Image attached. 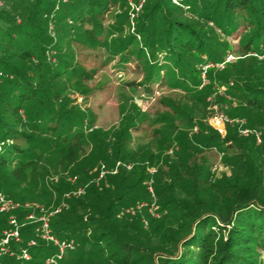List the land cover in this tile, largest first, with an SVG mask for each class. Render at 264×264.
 Masks as SVG:
<instances>
[{
	"label": "trees",
	"instance_id": "trees-1",
	"mask_svg": "<svg viewBox=\"0 0 264 264\" xmlns=\"http://www.w3.org/2000/svg\"><path fill=\"white\" fill-rule=\"evenodd\" d=\"M178 2L147 0L135 17V28L130 29L128 0H60L56 5L54 0H2L0 140L4 142L0 167L15 165L11 181H0V190L26 200L12 195L9 186L22 183L26 169L35 168L43 155H55L58 180L41 191L48 205L65 202L49 223L57 237L73 244L58 264H261L264 83L244 80L232 86L230 77L233 71L242 70L241 59L218 66L231 47L214 34H244L243 53L262 54L264 0ZM111 13L113 21L104 25ZM49 26L59 33L63 47L48 34ZM77 47L92 51L107 47L113 54L106 56H117L120 66L133 56L134 67L142 72L136 82L147 94L152 85L168 84L183 88L187 95L160 101L162 109L146 112L138 121L134 113L125 114L113 131L96 125L87 129L93 120L87 121L86 113L72 104L71 91H64L70 87L84 91L82 84L100 68L84 64L78 52H73ZM48 48L57 53L46 55ZM96 62L103 65L105 60ZM204 63L208 66L202 83L200 66ZM255 70L254 66L248 68L245 76L252 79ZM221 87L225 94L219 92ZM213 90L219 100L231 103L225 108L227 116L240 128L246 127V132L240 133L227 122L222 134L203 120L205 106L200 115L195 114L193 108L206 102ZM232 95L236 96L233 106ZM245 107L258 109L261 115L250 112L241 119L231 114ZM147 118L150 129L139 131L140 122ZM194 125L197 132L191 131ZM214 149L222 150L221 161L231 167L230 173L216 176L212 172L218 156ZM153 165L156 169L150 172L148 167ZM102 166L105 172L97 178ZM152 182L158 204L154 209L176 217L182 228L155 246L139 240L140 229L127 215V208H134L130 212L134 213L151 205L137 188L143 185L147 190ZM79 188L82 191L74 193ZM141 202L147 204L136 209ZM15 213L19 218L24 214L22 210ZM0 214L1 234L9 223L8 213ZM34 225L22 226L21 240L11 243L16 251L28 247L29 257L4 254L3 264H50L46 258L57 248L41 238L30 245ZM160 228V222L150 225L149 221L144 239L155 237ZM70 251L76 256L69 258Z\"/></svg>",
	"mask_w": 264,
	"mask_h": 264
},
{
	"label": "rangeland",
	"instance_id": "rangeland-1",
	"mask_svg": "<svg viewBox=\"0 0 264 264\" xmlns=\"http://www.w3.org/2000/svg\"><path fill=\"white\" fill-rule=\"evenodd\" d=\"M54 2L56 5V3H59L60 0H54ZM146 2L147 0H128L129 4L126 8V10H128L127 18L128 21H130V26L128 28H135V17L139 14L140 10ZM173 2L179 3L178 0H173ZM1 4L2 0H0V5ZM112 13L106 17V19L104 20V25H108V23H111L113 21ZM53 29V27L49 26L48 34L54 37V43L56 42L58 46L63 47V40H60L59 33L56 30L53 31ZM214 35L216 39L220 41H226L230 45L231 48L225 54L226 56L228 54H232V59H241L242 70L233 71V77H230V79H232L233 81L232 86H234V84L236 83L241 85L244 80L248 81L249 83H264V52H262V54L257 51L244 54L241 49L244 34H241L240 36L225 35L222 32L218 31V34ZM137 39L141 40L139 36L137 37ZM53 44H51V46H53ZM94 51L99 52V55L95 56L93 54ZM94 51H92L89 47H77L75 50H73V52H78V57L82 62H84V64L97 65L100 69L92 79L82 84L81 87L84 88V91L82 89H75L72 87L64 91V93H69L71 91L72 93L70 92L69 96L72 99V104L79 110L86 113L87 121H90L91 119L93 120L92 124H88L87 121H85L87 123V129L90 125L94 127L96 125L103 127L104 129L108 130V132L113 131L120 126V118L125 114L134 113L135 121H138L139 119L146 117V112L153 114L157 110L162 109L164 104L160 101L166 100L169 97L176 99L182 93H186L183 88L173 87L165 84V86L162 85L160 87L152 85V92L147 94L142 89V86L138 85V83L136 82L142 77V72L139 71V68L137 69L136 67H134L135 59L133 56H130L129 61L125 65L120 66L117 65L115 61V58H117V56L111 58V55L106 56V54L111 51L107 47H102L99 50H96L94 48ZM56 53L52 48H48L46 50V55L50 57H52ZM110 54L113 53L110 52ZM249 54H252L253 56L256 55V58L251 57V55ZM99 58L105 60L103 65L95 64L97 63L96 61ZM253 66L257 68V70H255L256 75L254 74L252 79H250L245 75L248 73V68ZM174 72L175 75L179 73L178 71ZM212 92L213 94L211 93L206 95V97H208L206 102H198L197 107L193 109L195 111V114L200 115L201 108L205 106L206 114L203 120L207 121L210 125L224 134L226 131L227 122H230L231 125L237 126L236 122H232L233 118L230 119L226 114V106L230 107L231 103L219 100L218 95L214 94V90ZM219 92L225 94L224 88L221 87ZM235 97L234 95L230 97L232 99V106L235 103ZM190 102L192 103L191 99ZM250 112L261 115V112L258 109H250L248 107L239 108L237 111H234L231 114L235 116V118L242 117L241 119H246L248 116L247 114H249ZM148 120L149 119L147 118L143 120V122H140L141 125L138 127L139 131L140 129H143L144 131L150 129V125L147 126ZM260 124L262 127L264 126L262 125V123ZM237 128L240 133H244L242 129H247L246 127L242 128V126L241 128L237 126ZM197 130L198 126L196 125H194L193 129H191V131L193 132H197ZM89 132L90 131H88V133ZM133 133L134 135H136L138 132L133 131ZM257 138L258 140L260 138L262 139V136L258 134ZM90 148L91 147L89 146L88 150ZM224 149L230 151L229 148L225 147ZM214 151L216 150L214 149ZM216 153H218V156L215 162H213L212 172L216 176H220L222 173H230L231 167L228 165H224L221 161L222 150L216 151ZM55 159V155L45 154L42 156V159H40V162L35 166V168L29 166L26 169V179L22 180V183L15 182L16 184H11L9 186V190L12 195L18 196L16 194H19V196L27 198L26 200L35 201L45 207L52 205L44 203V197L42 195L41 187H48V189H50L52 185L51 183H54L58 180V173H56V170L54 169ZM14 165L15 163H10L9 165H6L2 168L0 167L1 182L9 183V181H11L10 175ZM152 167L156 169L154 165ZM147 187V190H145L143 189V185L138 186L137 191H140V196L148 198L145 199L146 201L152 202L151 205H153V208L154 206L158 207L157 196L153 189L154 183L152 182V184ZM150 187L152 190H150ZM1 190L4 191V189ZM182 196L185 197V195ZM148 207H146L147 209L144 208L141 212L140 210H137L134 213H127L128 217H130V221L139 227L142 234V237L139 240L143 244H148L149 246L162 245L169 235L175 234L182 230L176 217L168 215L167 213L161 214L158 211V214H154L148 210ZM0 216H3V214H0ZM149 221L150 225L158 224L160 222L161 228L157 233H155V237L147 240L144 239L143 236L146 234V232H148ZM67 256L70 258L75 257L76 255L73 251H70L68 252ZM263 256L264 255L262 254L258 257V260L261 262V264H264ZM78 264L87 263L84 262Z\"/></svg>",
	"mask_w": 264,
	"mask_h": 264
},
{
	"label": "built area",
	"instance_id": "built-area-1",
	"mask_svg": "<svg viewBox=\"0 0 264 264\" xmlns=\"http://www.w3.org/2000/svg\"><path fill=\"white\" fill-rule=\"evenodd\" d=\"M232 58L233 55L228 54L225 60L217 63V65L222 66L226 60H231ZM207 66L208 63H204L200 66L202 83L206 82ZM242 131L246 132L247 129H242ZM3 142H4L3 140H0V147L3 144ZM118 164L119 161L116 163V167ZM101 168L102 169L97 178L102 176L103 173L105 172L103 166ZM148 170L150 172H153L155 168L148 167ZM113 171H116V169H114ZM150 190H152L151 187ZM81 191L82 189L79 188L77 191H74V193H79ZM68 195L69 193H65V196ZM64 204L65 202L62 200L60 204L56 206L51 205L49 207H45L32 200L14 199L13 197L0 191V213H8V223H9V227L3 228L0 234V264H3L2 256L4 254H9L15 256L16 258L29 257L30 252L28 250V247L22 246L19 248V250L16 251L11 246L12 242H18L21 240L20 229L22 226H24L27 223L35 224L34 235L30 237L29 244L30 245L37 244L39 238L47 242H51L53 245L56 246L57 249L54 253H52L46 258V261L49 262L50 264H58V260L63 256V254L68 248L73 247V244L72 242L66 241L64 239H60L51 231L49 218L52 214L56 213L59 210L60 206ZM146 204H147L146 202H141L137 204L136 209H140L143 205ZM148 208L150 212L154 214H158V212L153 208V205H150ZM17 210H22L24 212L22 218H19L17 216V213H15ZM134 210L135 209L133 208H127V211L129 212H133Z\"/></svg>",
	"mask_w": 264,
	"mask_h": 264
}]
</instances>
